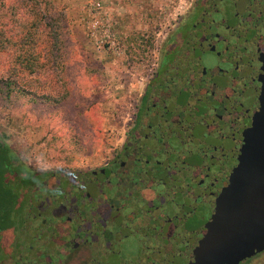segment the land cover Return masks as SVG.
Returning a JSON list of instances; mask_svg holds the SVG:
<instances>
[{
    "label": "water",
    "instance_id": "95a60500",
    "mask_svg": "<svg viewBox=\"0 0 264 264\" xmlns=\"http://www.w3.org/2000/svg\"><path fill=\"white\" fill-rule=\"evenodd\" d=\"M237 13L248 21L240 35H227L233 109L222 111L213 125L196 123L188 134L180 131L187 135L177 141L179 119H190L184 109L168 124L162 142L134 145L101 175L52 174L31 192L25 226L35 233L40 255L51 253L50 264H103L117 246L129 255L147 216L170 230L176 208L198 220L188 245L177 251L188 256L186 264H240L264 252V0H243L226 21L233 23ZM229 126L234 160L218 154L227 151ZM70 181L87 191L79 198L72 194L71 208L51 220L48 190ZM167 247L166 263L177 264L169 262L171 244ZM149 254L156 263L162 256L157 250ZM40 262L48 264L42 257Z\"/></svg>",
    "mask_w": 264,
    "mask_h": 264
},
{
    "label": "rangeland",
    "instance_id": "374dc122",
    "mask_svg": "<svg viewBox=\"0 0 264 264\" xmlns=\"http://www.w3.org/2000/svg\"><path fill=\"white\" fill-rule=\"evenodd\" d=\"M47 1L56 8L51 12L54 28L65 45V60L60 63H66L65 70L54 65L52 74L64 91L71 88L70 102L53 117L48 139L46 132L31 130L19 117H0V139L37 172L99 169L126 140L160 49L195 0ZM1 10L7 19L0 26L10 34L19 35L41 17L33 20L18 0H0ZM8 66L7 50L0 51V77L7 74ZM53 135L56 140L49 143ZM6 183L16 187L9 179ZM28 192L18 193L14 220L2 230L7 247L23 224ZM245 264H264V254Z\"/></svg>",
    "mask_w": 264,
    "mask_h": 264
},
{
    "label": "flooded vegetation",
    "instance_id": "af4514ba",
    "mask_svg": "<svg viewBox=\"0 0 264 264\" xmlns=\"http://www.w3.org/2000/svg\"><path fill=\"white\" fill-rule=\"evenodd\" d=\"M242 4L243 0H195L192 7L179 18L175 28L160 49L157 68L141 94L139 108L131 126L132 130L124 141L120 152L102 168L75 173L101 175V171L107 170L129 150L130 154L134 150V145L139 148V145L144 144L146 148H150L151 143L162 142L163 138L168 136V124L174 121L175 115L184 109L187 110V114L184 116L190 119L184 120L183 116L179 119L175 137L177 141L180 137H185L191 132L196 123V127L213 125L212 122L217 121L222 111L233 109L231 99L234 98V93L227 78L229 75L227 35L231 32L236 35L235 37L240 35L248 20L239 13L235 15L233 23L226 20L232 16L234 10H241ZM184 130L187 134L180 133ZM137 132L139 135L134 138ZM234 140V133L229 126L227 129V151H218L220 157L226 154L225 160H234L232 149ZM62 172L73 173L71 171ZM57 173L60 172L49 173L42 182L34 184L29 189V201L24 221L10 247H7L2 234L3 229H1L0 264H41L40 257L50 264L51 253L40 255L36 247L37 243L34 241L35 233L28 230L25 224L32 197L31 192L35 191V187L44 183L52 174ZM82 180L84 183V177ZM64 185L67 186L64 187ZM79 185L77 181L51 185L52 188L48 190L45 199L47 209L51 207L50 217L55 216L51 220L71 208V204L75 200L68 198L72 194L78 198L85 194L87 189L80 190ZM171 214V218L175 222L172 229L163 228L165 227L163 222L157 226V223L147 216L148 220L142 224L141 229L137 230L136 242H131L132 252L128 255L124 251L125 247L117 246L114 251L105 254L103 264H167V244H171L169 262L186 264L189 260L188 256H180L177 251L188 245V236L194 232L198 220L185 216L177 208ZM41 216H44V212L41 213ZM10 218V222L14 220L13 215ZM167 233L174 238L168 240ZM65 249L68 250V248ZM151 250H157L162 255L157 258V263L151 262V254H149ZM262 254L264 252L248 261ZM163 255L165 256L163 257ZM58 256L65 258L61 254L56 257ZM248 261H243L240 264H245Z\"/></svg>",
    "mask_w": 264,
    "mask_h": 264
},
{
    "label": "trees",
    "instance_id": "16d2710c",
    "mask_svg": "<svg viewBox=\"0 0 264 264\" xmlns=\"http://www.w3.org/2000/svg\"><path fill=\"white\" fill-rule=\"evenodd\" d=\"M18 1L28 10L33 20L38 15L41 17L19 35L5 32L4 27L0 26V51L7 50L9 62L7 74L0 77V117H19L31 125V130L46 132L44 138L48 139L53 117L62 113L63 105L70 102L72 95L71 88L67 87L64 91L52 74L56 70L54 65L65 70L66 63L60 64L65 60L64 40L62 34L54 28L55 19L51 12L56 8L51 2ZM6 19L7 16L1 10L0 25ZM40 27L42 38L38 34ZM145 43L148 46L152 44L150 41ZM47 72L49 76L43 77ZM131 130L132 127L126 138ZM55 140L56 135H53L49 143ZM121 148L122 146L116 154ZM62 171L65 170L58 172ZM48 174L24 165L16 152L0 139V231L4 226L10 225V217L14 215L20 200L18 193L42 182ZM7 179L12 183L16 182V187L6 183Z\"/></svg>",
    "mask_w": 264,
    "mask_h": 264
}]
</instances>
